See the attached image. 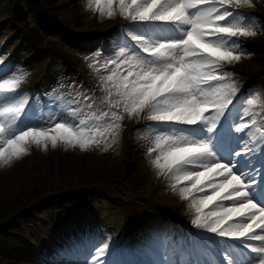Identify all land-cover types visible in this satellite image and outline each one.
<instances>
[{
  "label": "snow or ice",
  "instance_id": "obj_1",
  "mask_svg": "<svg viewBox=\"0 0 264 264\" xmlns=\"http://www.w3.org/2000/svg\"><path fill=\"white\" fill-rule=\"evenodd\" d=\"M254 0H86L101 19L120 17L115 50L86 57L103 93L82 85L32 96L27 74L0 67V167L33 147L107 152L125 119L155 133L147 148L157 176L188 202L199 230L169 238L150 264H264V100L241 101L228 66L247 55L241 38L257 35L242 11ZM3 65V58H0ZM56 90H53L55 92ZM210 234V235H209ZM91 260L121 264L101 238Z\"/></svg>",
  "mask_w": 264,
  "mask_h": 264
},
{
  "label": "rangeland",
  "instance_id": "obj_2",
  "mask_svg": "<svg viewBox=\"0 0 264 264\" xmlns=\"http://www.w3.org/2000/svg\"><path fill=\"white\" fill-rule=\"evenodd\" d=\"M257 1L262 4L264 2ZM58 4L59 18L70 24L75 22L73 21L75 18L84 24L80 27L73 25L74 34L51 35L42 42L40 48L24 54L22 46L19 44L18 47L16 43L22 37L24 29L11 22L13 1L0 0V58H3V65L0 67L7 64L6 66L15 70L17 74H27L24 81L27 86L22 90L32 96L41 95L44 99L45 93L63 94V103L67 105L78 90L73 87L75 82V85H82L95 97H100L103 93L98 85V77L89 67L91 60L85 58L97 49L115 50L121 31L120 24L124 21L120 17L101 19L98 13H92L86 8V0H61ZM249 15L253 17V14ZM257 24V35L244 38L246 43L256 44L257 41L261 42L260 39L264 40V33L261 32L259 23ZM104 33L111 34L110 42L102 39L101 35ZM13 53L22 58H34L35 61L27 60L25 64L29 66L26 67L23 59L10 58ZM66 54L71 55V62L64 56ZM262 56L264 59V55ZM262 56L248 53L242 56L239 62L229 65L235 69L233 79L238 82L241 91L253 75L261 77L264 74L260 73L262 69L264 70L262 62L259 63ZM48 72L53 76L48 75ZM60 76L62 79L58 80ZM253 94L264 100V82L259 83L245 95L240 92L241 101L244 98H251ZM133 123L137 126L134 127ZM151 123L125 119L117 142L107 152L99 149L83 152L79 149L66 151L62 146L56 149L49 146L45 151L33 147L29 155L15 161L11 166L0 167V204L7 201L12 203L14 198L26 192L42 193L44 192L42 189L49 190L54 186H63L67 182L76 185L80 183L81 176L97 170L102 174L106 164L107 169L111 167L112 171L106 178L105 187L111 189L110 193H102L93 199L90 197L83 199L81 196L85 195V191L79 189L75 195L81 199L74 203L70 200L76 197L70 198L68 192H65L59 195V201L54 207L47 202V194L38 201L41 208L38 212L26 210L19 217L18 222L25 229L27 239L37 243L45 251V260L40 261V264L66 263L67 258L55 248L52 238L63 237L72 242L82 232H86L89 238L91 233L80 229L83 227L80 222L83 215L82 221L87 218L88 223H91L92 215L100 218L96 229L98 237L110 244V251L112 247L118 250L121 264H150L155 250L148 249L142 243V238L152 230H158L154 232L156 236L161 234L158 242L162 245L169 239L165 236L167 234H170L171 238H177L199 231L191 224L194 212L189 209L188 204L183 206L184 201L170 189L165 177L157 176L150 162L151 157L146 155L147 148L155 136L151 128L145 127ZM132 160H137V171L125 177L126 165L132 163ZM69 162L72 164L66 167ZM133 198L138 199L141 205H146L148 209L143 213V223L138 228L136 222L129 221L131 213L137 206L136 201H132L126 207ZM168 209H175L177 213L171 214ZM179 214L184 216V220L180 219ZM53 220L60 232L53 226ZM156 247L160 249L157 245ZM90 260L91 256L87 261ZM0 264L10 263L0 259Z\"/></svg>",
  "mask_w": 264,
  "mask_h": 264
},
{
  "label": "trees",
  "instance_id": "obj_3",
  "mask_svg": "<svg viewBox=\"0 0 264 264\" xmlns=\"http://www.w3.org/2000/svg\"><path fill=\"white\" fill-rule=\"evenodd\" d=\"M13 1V22L19 26L28 27L31 20L35 21V27H30L27 29V44L38 47L41 45L43 40L48 36V33L52 30H57L58 33H66L68 30L67 21H63L59 18V1L61 0H12ZM264 22V18L262 19ZM76 26H81L84 24L79 20L73 19ZM264 24V23H263ZM62 31V32H61ZM261 44L255 47H249L251 52L256 55H264V40L260 39ZM28 49V47H27ZM263 68L264 59L261 57ZM261 64V65H262ZM263 72V71H262ZM133 162L126 165L125 174L137 171V160H132ZM107 163V162H106ZM72 164L69 162L66 167ZM104 171L101 174L98 170L97 172L92 171L81 176L79 179V184L65 183L63 186L58 185L47 189H42L44 192L38 193H23L14 198V202H3L0 204V259L4 260L6 263L18 264L20 261H25L24 256L38 254L37 248L24 238V230L19 226L17 222V215L24 210H32L33 206L41 200L46 193H51L55 195L52 200H49L51 204L55 205L57 202L56 195L62 192L70 191L71 197L78 200L76 191L83 188L86 196L91 197L97 195V191L101 190L98 188L99 185L111 174V167L107 169V164L104 165ZM55 181V180H54ZM69 183V184H68ZM68 184V185H67ZM45 193V194H44ZM1 194V193H0ZM3 194V193H2ZM35 207V206H34Z\"/></svg>",
  "mask_w": 264,
  "mask_h": 264
}]
</instances>
